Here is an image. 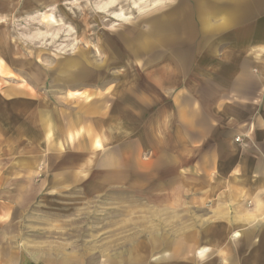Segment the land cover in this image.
<instances>
[{"label":"rangeland","instance_id":"rangeland-1","mask_svg":"<svg viewBox=\"0 0 264 264\" xmlns=\"http://www.w3.org/2000/svg\"><path fill=\"white\" fill-rule=\"evenodd\" d=\"M107 1L0 0V263L110 264L131 253L133 264H174L190 234L204 243L199 210L153 192L169 177H110L109 146L91 144L86 113V95L99 90L106 105L109 83L134 70L158 27L196 23V0ZM257 1L246 7L264 8ZM207 227L224 243L222 226Z\"/></svg>","mask_w":264,"mask_h":264},{"label":"crops","instance_id":"crops-1","mask_svg":"<svg viewBox=\"0 0 264 264\" xmlns=\"http://www.w3.org/2000/svg\"><path fill=\"white\" fill-rule=\"evenodd\" d=\"M194 12V25L185 15L173 30L158 27L152 46L142 43L140 58L130 59L134 70L117 72L124 79L103 93L106 105L99 90L91 100L86 95L90 142L109 146L111 178L125 171L126 182L141 177L138 186L144 177H169L153 192H173L175 208L199 210L194 223L205 225L204 243L190 234L184 254L173 249L174 264L182 257L188 264H264V8L196 0ZM73 118L79 130L81 117ZM212 225L222 226L224 243L212 244ZM133 258L126 253L110 264Z\"/></svg>","mask_w":264,"mask_h":264},{"label":"bare ground","instance_id":"bare-ground-1","mask_svg":"<svg viewBox=\"0 0 264 264\" xmlns=\"http://www.w3.org/2000/svg\"><path fill=\"white\" fill-rule=\"evenodd\" d=\"M112 2V0H108L106 4H110ZM105 4V5H106ZM113 18H116V19H121V18H124L125 16L122 15V13H113ZM51 18V17H50ZM51 20L54 22L55 20L53 18H51Z\"/></svg>","mask_w":264,"mask_h":264},{"label":"built area","instance_id":"built-area-1","mask_svg":"<svg viewBox=\"0 0 264 264\" xmlns=\"http://www.w3.org/2000/svg\"><path fill=\"white\" fill-rule=\"evenodd\" d=\"M239 138L237 137L236 140H238Z\"/></svg>","mask_w":264,"mask_h":264}]
</instances>
